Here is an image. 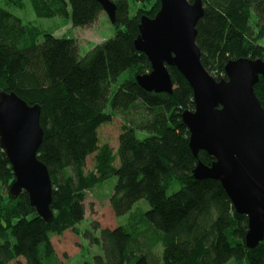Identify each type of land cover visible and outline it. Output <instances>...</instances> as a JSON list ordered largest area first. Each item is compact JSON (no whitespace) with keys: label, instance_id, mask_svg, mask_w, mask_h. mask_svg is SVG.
Masks as SVG:
<instances>
[{"label":"trees","instance_id":"trees-1","mask_svg":"<svg viewBox=\"0 0 264 264\" xmlns=\"http://www.w3.org/2000/svg\"><path fill=\"white\" fill-rule=\"evenodd\" d=\"M31 1L39 18L68 17L71 8L74 27H90L104 12L96 0ZM112 1L117 5L115 36L81 56L77 40L25 24L7 9H23L24 0H0L7 7L0 5V93L14 92L42 109L45 135L38 157L51 176L54 213L48 223L28 193L10 194L14 172L0 145V264H62L53 236L67 231L80 236L87 192L112 177L117 183L111 207L116 217L129 215L128 223L115 229L94 223L100 236L93 231L83 235L103 255L84 264H264V241L247 247L248 217L236 212L222 184L194 178L198 162L211 165L214 158L205 151L195 157L189 146L182 119L195 108L189 82L170 67L172 94L147 92L137 83L138 75L152 69L135 46L141 18H154L160 0H133L138 5L133 16L129 0ZM202 1L196 42L216 80L227 79L230 60L264 59V0ZM255 93L264 107L263 77ZM117 116L126 120L117 149L100 146L98 129ZM137 131L148 136L139 139ZM92 155L95 165L87 172ZM141 200L150 209L133 211Z\"/></svg>","mask_w":264,"mask_h":264},{"label":"water","instance_id":"water-1","mask_svg":"<svg viewBox=\"0 0 264 264\" xmlns=\"http://www.w3.org/2000/svg\"><path fill=\"white\" fill-rule=\"evenodd\" d=\"M112 24L117 5L96 0ZM154 18L142 17L136 49L145 54L151 71L136 77L147 92L172 94L169 71L175 67L194 93V110L182 114L190 132L189 146L195 157L205 151L211 165L199 161L197 180L219 181L237 213L248 217L246 245L255 248L264 241V107L255 93L264 78V59L241 58L225 65L227 79L216 80L202 63L197 45V25L204 16L202 0H160ZM42 109L31 106L16 93H0V145L13 168L15 181L10 194L29 195L40 217L50 223L53 184L48 167L39 159L45 131Z\"/></svg>","mask_w":264,"mask_h":264},{"label":"rangeland","instance_id":"rangeland-1","mask_svg":"<svg viewBox=\"0 0 264 264\" xmlns=\"http://www.w3.org/2000/svg\"><path fill=\"white\" fill-rule=\"evenodd\" d=\"M24 3L25 7L23 9L17 7L7 8L4 3H0V5L7 8L14 16L22 19L25 24L30 22L34 23L41 29L51 32L57 38H72L77 40L81 56L86 55L98 44L113 38L117 31V27L111 23L105 12H103L98 21L90 27H74L71 8L69 9L70 16L68 17L46 19L39 18L36 15L31 0H24ZM129 3L130 15L133 16L136 13L138 5L135 4L133 0H129ZM42 40L43 37H41L40 42ZM127 77V72L122 74L119 78V82H123ZM113 88L116 90L117 85L114 84ZM137 119H140V115H138ZM124 121H126L124 118L117 116L113 119L112 123L102 125L98 129L100 146L109 144L114 150L117 149ZM136 135L139 139H144L148 136L147 133L143 131H137ZM119 164V162H116V166H119ZM94 165L95 160L94 155H92L87 159L86 171L90 172L93 170ZM116 183L117 178L112 177L105 183L97 185L93 190L87 192L85 201L86 218L79 225L82 232L80 236L75 235L72 231H67L61 237L53 236L52 242L54 249L62 264H84L86 261L92 262L95 256L103 255L101 247L92 246L90 240L83 235L87 231H93L96 236H100V230H94V223H97L100 229H115L118 226L127 225L129 215L116 217L110 204V197ZM177 190L178 187H175L169 191V194ZM140 207L145 211L150 209L148 202L146 200H141L134 205L133 211ZM156 251L160 255L162 254L161 247L156 249ZM227 264L238 263L232 260Z\"/></svg>","mask_w":264,"mask_h":264}]
</instances>
